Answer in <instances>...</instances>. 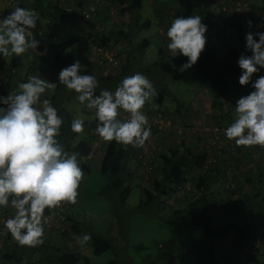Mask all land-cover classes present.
Instances as JSON below:
<instances>
[{
    "label": "trees",
    "instance_id": "1",
    "mask_svg": "<svg viewBox=\"0 0 264 264\" xmlns=\"http://www.w3.org/2000/svg\"><path fill=\"white\" fill-rule=\"evenodd\" d=\"M8 1L9 5L19 3L21 7L36 10L39 17L38 28L33 33L40 40V44L37 49L28 50L35 56V61L28 70L36 67L41 70L43 78L55 84L53 92L49 95L42 94L41 99H50L52 104L57 107L58 114L63 117L59 139L65 149L69 153H77L78 160H81V156L90 155L84 162L79 161L82 170L91 168V163H88L97 150L103 151L100 169L106 177V184L100 192L116 204H125L131 193L129 181L139 175H144L145 182L141 183V189L149 205H155V211L159 213H164L167 208L172 211L169 213L171 215L184 214L181 221H184L189 227L190 233L186 243L171 246V251L175 254L178 264H264L260 261L264 259L263 253L248 255L242 254L241 250L236 249L237 246H253L256 241L258 225L264 224V164H262L264 147L259 145L237 146L234 140L230 141L223 135L224 149L232 150L229 152L230 156L226 158V150L222 149V152H214V160L209 161V150L212 151V147L206 146L205 136L196 131L198 127L191 126L192 123L187 122L191 107L175 97L170 91H161L160 88L142 109L151 127L149 138H152L148 139L145 145L153 141L157 146L163 148L155 155L148 177L145 174L147 170L142 166V159L139 157L141 147L145 145L141 147L129 145L125 148L115 140L104 141L93 131L96 126L95 117L91 122H85L84 127H87L89 131L86 137L79 139L77 138L78 134L71 131L70 125L73 117L62 104L70 97H75L76 93L67 90L64 85L60 84L58 81L59 71L76 60H79L81 65L88 63V47H86L85 37L87 31L90 33L92 31L95 42L116 51L117 58L123 60L124 66L119 71L105 76L102 74L96 76L94 72L99 69L97 67H84L82 70L94 74L98 82L118 80L119 75L126 73L131 60L135 58L133 49L144 55L150 44V38L144 37L142 41L136 40V44L131 45L133 42L130 35L149 27L152 23L149 18L143 19L142 0H100V4L96 8L97 13L87 19L85 24L81 22L83 20L82 10L89 0ZM154 1L158 3V6L156 4L157 13L161 12L162 17L165 16V12L167 13L166 18L163 17L165 26L161 27L159 31V36L166 43H168L167 28L177 15L185 17L201 15L202 22L207 27L218 30L225 29L230 24L238 25L248 19L259 22L264 17V3L255 5L251 0H247L251 6L249 11L237 12L228 16L216 14V21L224 18L222 25L209 20L210 16H213L214 12L212 11L218 0H182L184 5L182 4L180 7L181 12H174V16L167 12L169 8H173L174 0H153L152 3ZM112 7H114V12L120 14L119 17H113L115 13L112 14ZM9 13L5 11L3 16L5 17ZM258 13L259 17L256 16ZM124 16L127 20L123 19ZM59 20L80 24L82 26L81 35L67 40H54L57 50L52 57H46L42 55L47 50L44 43L48 42L49 36L52 37L56 32V23ZM260 31H264V28H261ZM137 35L133 36V40ZM208 38L209 36H207ZM162 50L160 47L161 55L155 62L156 64L164 59L165 54ZM241 53L251 55V52L245 47H231L219 64L216 51L206 40L205 48L197 63L191 67L203 72L207 75L205 77L209 78L208 90L211 109L217 114L218 122L215 124L219 125L222 130H225L234 120L232 112L235 110L236 100L254 90L251 87V82L248 85L239 83L241 69L237 61ZM174 60L177 65H180L186 62L187 57L179 55ZM100 71L102 72V70ZM260 75H264V69L254 73L253 80ZM28 78V71L23 72L22 68H18L14 62L7 61L6 57L0 55V95H8L17 89L20 82H25ZM231 82L232 85L229 86ZM100 89L103 88L98 87L96 94H99ZM112 89L115 90V88ZM168 94L173 95L177 105L164 104V95ZM232 102L234 105L229 108L228 106ZM159 112L172 120L170 128L159 129L149 118ZM122 117L125 116L122 115ZM182 127L185 130H182ZM179 130L181 133L178 132ZM177 136L180 137V141ZM95 139L100 141L99 145H94ZM198 142L200 145L194 146ZM163 144L165 146H162ZM236 151H239L237 155L234 153ZM227 169L230 170L229 174ZM224 175H226L225 179H221ZM190 176H192V181L189 180ZM146 179L150 181L146 182ZM185 182H189L192 186L191 194L183 200H177L174 205H170L165 196L173 194L174 190ZM213 184H223L224 186L220 190L213 189ZM193 205H195L194 207H210L212 209H196L192 208ZM55 208H46L44 215ZM12 214L11 206L0 207V229L3 228V220ZM68 223L74 224L71 213ZM74 228L73 231L77 233V236L74 237L76 240L84 233H89L91 239L84 246L78 244L80 250L72 253L67 252L65 247L59 243L68 238L72 239L71 232L60 231V236H58L59 232L56 233L53 228H48L44 224L46 238L43 239V243L33 247L35 254L32 255L30 264H94L93 259L81 251L84 247H91L92 256H99L116 247L109 237L92 230L87 232L78 224ZM47 233H51V236H48ZM15 242L6 230L0 232V260L4 257L9 259L10 256L11 258L16 256L14 254L16 252ZM16 244L18 243L16 242ZM108 264H119V260L114 257L108 260Z\"/></svg>",
    "mask_w": 264,
    "mask_h": 264
},
{
    "label": "clouds",
    "instance_id": "2",
    "mask_svg": "<svg viewBox=\"0 0 264 264\" xmlns=\"http://www.w3.org/2000/svg\"><path fill=\"white\" fill-rule=\"evenodd\" d=\"M0 18V55L19 57L37 49L40 40L33 29L38 15L35 9L19 6ZM252 28L254 21H246ZM264 28V17L256 22ZM207 25L201 15H177L167 28V48L171 57L183 55L186 62L174 70L184 72L195 65L205 48ZM258 37V39H257ZM245 49L238 65L239 83L254 89L235 102V116L224 130V135L237 146L264 147V75L253 80V74L264 69V31H247ZM79 60L63 67L58 81L76 93L75 99L94 112V132L104 141L115 140L125 148L141 147L151 135L148 118L142 111L155 94L150 79L141 72L124 76L115 90L100 89L95 75L83 71ZM55 84L33 75L20 82L16 90L0 95V207L11 206L13 215L3 220V228L21 246L34 247L43 243L45 209L62 202L76 203L78 188L83 178L78 154L69 153L60 142L63 117L50 99L41 96ZM126 113V117L121 116ZM85 121L77 116L71 121V131L82 133ZM91 236L84 233L77 243L84 246Z\"/></svg>",
    "mask_w": 264,
    "mask_h": 264
},
{
    "label": "rangeland",
    "instance_id": "3",
    "mask_svg": "<svg viewBox=\"0 0 264 264\" xmlns=\"http://www.w3.org/2000/svg\"><path fill=\"white\" fill-rule=\"evenodd\" d=\"M258 1L261 0H251L253 3H257ZM142 2L143 8L141 13L143 19L149 18L152 23L149 27H145L130 35L133 42L131 45H134L136 40L142 41L144 37L150 38V44L147 46L144 55L138 53V50L133 49L135 58L131 60L126 73L119 75L118 80L109 82V84L106 83L107 81L104 83L99 81V88L105 83L116 88L114 85H117L124 76L141 72L150 79L156 91L159 88L161 91H170L175 97L184 101L187 106L189 105L191 108L197 109L190 112V119L193 120L192 124L199 126L206 123L218 122L217 114L212 111L210 105V93L208 90L209 78H206L205 76L207 75L198 69L189 68L184 72L173 69L172 64L175 63V57H171L167 43L159 36L160 28L165 26L163 21L167 13L165 12L163 19L162 13H157L158 7H156V4L158 6V3L156 1L152 4L149 0H142ZM182 4L184 5V1L174 0L173 8H169L167 12L171 16H174V12H181L180 7ZM11 7L12 5L7 3L6 11L11 12L13 10ZM123 19L127 20L125 16ZM252 20L254 21L252 28L248 27L247 20L238 25L230 24L222 30L207 27L205 35L206 37L209 36L207 41L216 51L219 64H221L222 58L231 47H245V33L247 31H260L261 28L256 27V21L254 19ZM81 32L82 26L78 23L74 24L64 20L57 21L56 32L53 33L52 37L49 36L47 39L48 42H46L52 48L49 50V46L45 45L47 50L42 55L52 57L57 50L54 40H67L68 38L80 36ZM134 35H137L135 40H133ZM160 47L163 49L162 52L165 56L161 62L156 64L155 62L159 60V56L161 55L159 51ZM6 59L7 61L14 62L19 68L28 70L33 65L35 56L32 52L27 51L23 54V60L19 57H13V55L7 56ZM175 65L177 64L175 63ZM116 71L119 70L109 71L102 74V76L113 74ZM35 72L37 74L36 76L46 80V78L41 76V70L36 68ZM231 85L232 82L229 86ZM53 89H46L45 94L52 93ZM173 95H164V104L177 105V101L173 99ZM62 105L71 113L73 118L79 116L85 122H91L94 119V112L87 109L84 104H81L73 96L67 101H64ZM233 105L232 102L228 107L232 108ZM172 113L176 114L173 111ZM232 113L235 116V111ZM182 130L185 129L182 127ZM88 132L87 127H84V131L79 133L77 138L86 137ZM199 145L198 142L194 146ZM102 152L100 150L95 152L94 157L90 161L91 168L95 171L92 172V177L89 179L83 176L78 190L77 201L72 204L75 215L81 218L88 229L109 237L116 245L113 250H109L99 256H92L91 247L86 248L87 250H85L88 253L91 252L90 257L93 259V263L108 264V260L117 257L119 264H178L175 254L171 251V246L175 244L182 245L189 238V227L184 221H181L184 214L171 215L169 213L172 211L167 208L164 210V213L155 211V205H149L141 189V183L145 182L144 175H139L129 181L131 193L125 204L114 203L105 194L100 192L106 183L105 175L99 170ZM189 180L192 181V176H190ZM149 181V179H146V182ZM223 186V184H213L212 188L220 190ZM194 206L192 208L212 209L210 207ZM70 244L72 245L73 243ZM61 245L64 246V240L61 241ZM32 250L33 247H30V249L27 247L25 256H29V251ZM173 257L174 261L171 262V258ZM22 261L26 263L28 260L26 257H23ZM10 262L12 263V261Z\"/></svg>",
    "mask_w": 264,
    "mask_h": 264
},
{
    "label": "built area",
    "instance_id": "4",
    "mask_svg": "<svg viewBox=\"0 0 264 264\" xmlns=\"http://www.w3.org/2000/svg\"><path fill=\"white\" fill-rule=\"evenodd\" d=\"M73 1V0H72ZM100 0H89L86 2V4L83 7V20L82 23H86L90 19L92 15L96 14V8L99 6ZM72 5V4H71ZM250 5L247 0H218V3L215 4L213 8V16H210L209 20L213 23H218L222 25L224 23V18L216 21V14L221 15H233L237 12L242 11H249ZM112 14H114L113 17H119L120 14L117 12H114V7H112ZM257 17H259V13L256 14ZM38 26H36L34 30H37ZM91 31V30H90ZM95 37L89 31L86 33L85 42L86 47H88L87 54H88V63L82 64L84 67H97L98 69L95 70V74H104L109 71L119 70L123 68V60L121 58H117V52L113 51L109 48H105L103 45L95 42ZM86 53V52H85ZM83 67V68H84ZM103 68V69H101ZM126 117V113L121 112V116ZM152 122L157 125L159 129H168L172 126V120L165 116L163 113L159 112L158 114L151 115L149 117ZM196 131H198L200 134H203L207 140L206 146L212 147V151L209 150V156L208 160L212 161L214 160V152L219 153L223 150H226L225 157L230 156V153L232 150L224 149L225 141L223 139L224 130H222L219 125L215 123H209V124H203L197 126ZM181 133V130L178 131ZM226 138V137H225ZM178 141H180V137L177 136ZM94 145H99L100 141L98 139L94 140ZM231 141V140H230ZM162 146H165L164 144ZM214 147V148H213ZM163 148L161 146H157L153 141L148 142L145 146L141 147V150L139 152V157L142 159V166L147 170L145 172L146 176L148 177V174L151 173V169L153 167V159L157 153H159ZM236 155L239 153V151L234 152ZM256 156V154L254 153ZM90 157V155H84L81 156L79 161L84 162ZM236 158V157H234ZM232 161V159H230ZM229 162V161H228ZM233 162V161H232ZM264 164V161L262 162ZM230 170L227 169L228 174ZM227 175V174H226ZM226 175L224 177L222 176L221 179H225ZM219 176V175H218ZM234 184V183H233ZM228 186V184H227ZM192 192V186L189 182H185L184 184L179 185L176 190H174L173 194H170L168 196H165V199L170 205H174L177 200L179 199H185L188 197ZM71 203L68 202H62L59 206H57L55 209L51 210L48 214H45L44 217H46V222L44 223L48 228H53L56 233H58L60 236V233L64 230L71 232L73 239L70 243H77L76 237L77 233L74 232L75 230L74 226L75 224L68 223V218L71 213ZM69 227H68V226ZM61 231V232H60ZM256 241L255 244L251 247L248 245L243 246H237V250H241V253H246L248 255L253 254H264V224H259L257 229V235H256ZM1 248V245H0Z\"/></svg>",
    "mask_w": 264,
    "mask_h": 264
},
{
    "label": "crops",
    "instance_id": "5",
    "mask_svg": "<svg viewBox=\"0 0 264 264\" xmlns=\"http://www.w3.org/2000/svg\"><path fill=\"white\" fill-rule=\"evenodd\" d=\"M9 1L8 0H0V10H1V12H2V14L0 15V18H3L4 16V12L6 11V5H7V3H8ZM149 2L152 4V2H153V0H149ZM253 3V2H252ZM264 3V0H261V1H258L257 3H253V4H255V5H261V4H263ZM168 7V6H167ZM7 16V15H6ZM5 16V17H6ZM110 24V23H109ZM44 45H46V43H44ZM47 46H50V49L52 48V46L51 45H48L47 44ZM12 56V55H11ZM7 58V57H6ZM19 68V67H18ZM22 71L23 72H27L28 71V76L30 77V76H33V75H37L36 74V67H33L32 68V70L31 69H29V70H24V69H22ZM109 82H112V81H107L106 83H108L109 84ZM104 83V82H103ZM106 83L104 84V86H102V87H100V88H103V89H111V90H114V89H112V88H114L113 86H110V85H106ZM55 88V87H54ZM43 94H45V93H43ZM49 94H51V92H49V93H47L46 95H49ZM191 109V111H195L196 109L194 108H190ZM95 117V116H94ZM190 115H188L187 116V122L188 123H192V121L193 120H191L190 119ZM94 120V119H93ZM195 124H192L191 126H194ZM191 130H193V129H191ZM193 132V131H192ZM90 135V134H89ZM192 138V137H191ZM149 139H152V138H149ZM193 139V138H192ZM88 164H90V162L88 163ZM99 170H101V169H99ZM93 171H95L93 168H89L88 170H83V176H85V177H87L88 179L90 178V177H92V172ZM84 177V178H85ZM81 184V183H80ZM106 184V183H105ZM105 186V185H104ZM79 187H80V185H79ZM104 188V187H103ZM102 188V189H103ZM78 190H79V188H78ZM14 212H15V209H13V214H14ZM12 214V215H13ZM71 219H72V221L74 222V224L76 225V224H78L79 226H82V228H85L86 230H87V232L88 231H90V229H88V227L86 226V225H84L85 223L81 220V218L79 217V216H76L75 215V213H74V209H73V205H72V209H71ZM93 231V230H92ZM47 235L48 236H51V233H47ZM46 238V235H43V237H42V239H45ZM51 239V238H50ZM14 240V239H13ZM15 241V240H14ZM73 241V239H70V238H68V239H65L64 240V247H65V250L67 251V252H76L77 250H79V246L76 244V243H73L72 245L70 244V242H72ZM59 243H61V241L59 242ZM15 246H16V252H14V254H16V256L15 257H12L11 258V256L10 257H8L9 259H7L6 257H4V256H2V257H4V258H2L1 260H0V264H30V260H31V258H32V255H34L35 253H33L34 252V250H32V251H29V253H30V255L29 256H25L26 254V250H27V247H28V249H30V247L29 246H21V245H19V244H16V242H15ZM32 248V247H31ZM88 249V246H86V247H84L83 249H82V252H84L85 253V255H88V256H90V253H88L86 250ZM86 249V250H85ZM92 251V250H91ZM11 254V253H10ZM23 257H26L27 258V262L26 263H24L23 261H22V258ZM14 260V261H13ZM10 261H12V263L10 262ZM174 261V257L173 258H171V262H173ZM260 261H262V262H264V259H262V260H260Z\"/></svg>",
    "mask_w": 264,
    "mask_h": 264
}]
</instances>
